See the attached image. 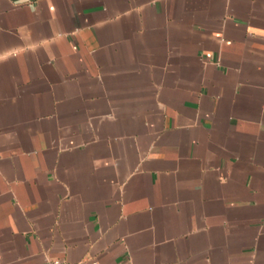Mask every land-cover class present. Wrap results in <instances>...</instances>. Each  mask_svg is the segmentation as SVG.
<instances>
[{"label": "crops", "instance_id": "crops-1", "mask_svg": "<svg viewBox=\"0 0 264 264\" xmlns=\"http://www.w3.org/2000/svg\"><path fill=\"white\" fill-rule=\"evenodd\" d=\"M264 264V0H0V264Z\"/></svg>", "mask_w": 264, "mask_h": 264}, {"label": "built area", "instance_id": "built-area-1", "mask_svg": "<svg viewBox=\"0 0 264 264\" xmlns=\"http://www.w3.org/2000/svg\"><path fill=\"white\" fill-rule=\"evenodd\" d=\"M50 264H102L98 258H91L87 261L71 262L66 259L54 258L50 261Z\"/></svg>", "mask_w": 264, "mask_h": 264}]
</instances>
